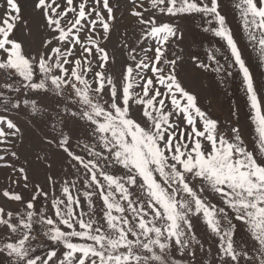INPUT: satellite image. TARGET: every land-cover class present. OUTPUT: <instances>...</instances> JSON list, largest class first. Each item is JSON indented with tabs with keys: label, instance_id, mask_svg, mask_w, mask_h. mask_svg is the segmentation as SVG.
I'll return each instance as SVG.
<instances>
[{
	"label": "snow or ice",
	"instance_id": "1",
	"mask_svg": "<svg viewBox=\"0 0 264 264\" xmlns=\"http://www.w3.org/2000/svg\"><path fill=\"white\" fill-rule=\"evenodd\" d=\"M5 5L0 17V168L12 170V183L31 188L27 209L49 196L31 178L40 169L53 189L59 179L51 174L57 160L76 177L59 180L60 196L51 201L66 231L39 213L41 223L50 226L45 235L63 244L61 256L55 250L46 258L34 254L32 211L13 223L12 213L0 207V225L20 234L0 248L10 264H181L173 252L186 257L195 256L196 246L203 249L193 218L217 238L218 264H264V108L218 0H130L128 12L139 36L134 44L121 45L125 59L118 72L115 50L105 47L116 27L118 5L112 0H34L40 23L35 34L27 30L25 35L37 45L35 54L13 38L23 21L18 0H5ZM235 8L264 65V0L259 6L257 0H238ZM158 14L169 21L159 20ZM193 14L215 22L217 27L203 30L225 42L233 62L220 65L218 48L207 52L211 63L196 56L192 62L204 70L215 64L213 71L227 75L238 68L254 113V150L245 145L239 127L220 131L219 122L183 86L181 57L170 58L169 46L183 39L171 18ZM149 41L154 46H147ZM41 92L52 94L51 108L30 98ZM29 109L28 147L37 169L28 156L21 162L18 149L26 131L7 115ZM0 195L23 202V194L14 189ZM236 222L245 228L251 247L236 242Z\"/></svg>",
	"mask_w": 264,
	"mask_h": 264
},
{
	"label": "rangeland",
	"instance_id": "2",
	"mask_svg": "<svg viewBox=\"0 0 264 264\" xmlns=\"http://www.w3.org/2000/svg\"><path fill=\"white\" fill-rule=\"evenodd\" d=\"M21 8V16L23 21L20 22L15 30V36L13 38L19 39L25 42L26 51H31L35 54L37 45L31 43V37L25 35L27 30H31L34 34L37 31L40 23V16L33 11L34 0H18ZM219 11L226 17V25L231 29L233 38L237 42L240 48L243 58L249 66L250 72L253 76L254 85L257 89L258 98L262 102V108H264V65L258 63L257 53L252 51V47L247 40V36L243 31L242 19L239 10L235 8V3L238 0H218ZM114 5H118L116 8V27L113 29L111 39L105 43V47L109 52L115 50L116 65L115 69L118 72L121 62L125 59L120 55L119 49L124 42L134 44L135 40L139 36V28L135 25L133 18L130 17L128 8L130 6V0H112ZM259 6V0H257ZM6 10L5 0H0V17L3 16ZM158 19L164 22L169 21V17L159 16ZM211 19V18H208ZM24 21L27 22V29L24 27ZM171 22L178 24L180 30L183 32V39L176 44L169 46L170 58L179 56L182 59L179 67V76L183 83V86L190 93L194 94L198 98V105L202 110L206 111L208 115L216 119L219 124L218 127L221 132L226 133L231 127H239L241 129L242 138L245 141V145L249 150H254L257 147L258 136L255 131V125L252 122L253 110L249 106L247 99L246 89L242 82V76L237 67L230 69L231 75H227L224 71L219 73L213 71L216 67L212 64L208 70L197 69L193 62L192 56L198 57L204 63H211L207 60V52L213 48L220 49V53L217 55L220 65L227 67L231 64L232 58L228 51L226 44L220 38L215 37L211 31L205 32V27L215 28L217 25L215 22L212 24L206 23V18L199 14H193L192 16H184L179 18H171ZM147 46H154L153 41H149ZM39 76V73H37ZM3 77H0L2 82ZM38 101L41 108H51L55 101L51 93H37L30 97ZM235 112L236 115H232ZM0 114H3L0 112ZM12 119L19 123L26 131V140L23 147L18 150L20 152L21 162L24 161L25 156H28L32 161L31 168L37 169L39 165L35 162V156L31 154V150L28 147L29 144V130L32 127V120L30 118V109L28 111H21L16 113L15 111L8 113ZM70 128L73 129V134H79L77 126L70 124ZM75 145V141H73ZM3 145H0L2 148ZM78 151V149H77ZM61 162L57 160L54 164L51 174L54 177H58L57 188L53 189L50 184L45 181L46 172L40 169L38 173L32 175V180L40 183L48 191V199L45 200L40 197L37 201H34V208L27 209L26 204L31 200L32 191L31 188L25 190L23 185L17 186L12 183L16 179V175L13 174L9 168H0V193L3 190L14 189L18 193L23 194V202H16L7 200L0 195V207L4 209L5 213H12V222L17 223L19 218L23 216L27 219V212L32 211L34 216L32 218L30 229V235L32 239L29 241L31 247L34 249L35 255H40L46 258V254L49 251L55 250L58 256H61L65 250L63 244L53 242L45 235V232L50 226L41 223L39 213L41 211L48 217L56 221L57 227L62 230H67L63 225H60L55 217V210L51 207V201L54 197L60 196L59 192V180L70 178L76 179L71 173L74 170H70L67 167H61ZM73 195H76L73 191ZM83 210L88 211L87 204L81 198ZM214 203L220 204V201L213 199ZM100 204L97 201V207L95 209L97 215L100 214ZM77 212L80 209L76 210ZM5 218H7L5 216ZM193 226L197 234V238L202 242L203 249H199L198 246L195 256L188 255L182 257L179 252H173V256L181 261V264H218L217 261V238L212 235L206 228L205 224L201 220L193 218ZM236 227L235 240L238 244L246 247H251V241L246 233L245 228L240 226L239 222ZM20 238L19 233H11L9 229L4 225H0V248L7 242H15ZM72 242H80L78 238H73ZM10 259L7 252L0 253V264H10ZM56 260V258H53Z\"/></svg>",
	"mask_w": 264,
	"mask_h": 264
}]
</instances>
